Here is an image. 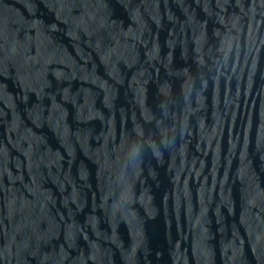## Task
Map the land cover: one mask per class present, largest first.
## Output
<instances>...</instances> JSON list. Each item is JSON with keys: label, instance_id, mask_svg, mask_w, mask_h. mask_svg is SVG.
<instances>
[{"label": "water", "instance_id": "obj_1", "mask_svg": "<svg viewBox=\"0 0 264 264\" xmlns=\"http://www.w3.org/2000/svg\"><path fill=\"white\" fill-rule=\"evenodd\" d=\"M0 264H264V0H0Z\"/></svg>", "mask_w": 264, "mask_h": 264}]
</instances>
